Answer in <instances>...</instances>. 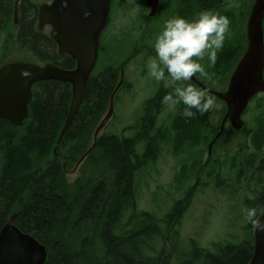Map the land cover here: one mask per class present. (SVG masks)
Returning a JSON list of instances; mask_svg holds the SVG:
<instances>
[{"label": "trees", "instance_id": "trees-1", "mask_svg": "<svg viewBox=\"0 0 264 264\" xmlns=\"http://www.w3.org/2000/svg\"><path fill=\"white\" fill-rule=\"evenodd\" d=\"M14 1L0 0V36L4 34L3 39L0 37L2 64L19 52L40 63L51 62L73 69L75 61L59 55L50 34L38 29L40 2L20 0L15 25ZM174 1L178 7L174 9L175 15L188 20L211 10L213 4L215 11L224 4V0ZM253 1L247 0L248 10ZM11 26L15 27L14 31ZM229 55L225 50L218 54L222 57H219V69ZM127 59L118 67L110 65L92 72L80 108L58 146L56 142L71 99L68 83H36L28 118L20 126L0 120V229L15 215L16 226L46 247L44 264H170L171 254L165 252V241L173 232L170 227L178 223L189 206L194 187L174 201L161 220L138 209L134 190L137 171L155 161L161 142L170 143L175 155L196 150L197 156L190 157V166L181 165L176 177L178 183L196 175L200 179L204 176L209 178L206 180L213 179L214 187L222 188V193L236 185L253 194L252 200H245V205L264 209V119L261 117L255 119L250 134L245 127L242 131L224 130L213 143L207 159L205 152L222 118L215 121V130L210 129L212 108L204 114L197 113L194 118H185L180 115L184 105L179 104L168 117V125L154 129L156 118L165 106L162 97L170 93L160 87L144 102V114L133 136L102 133L94 140V132L108 111L110 97ZM214 98L225 106L219 98ZM221 111L224 114L225 107ZM229 132L243 135L235 145L237 148L225 147L213 159L217 144ZM140 142H144V148L138 153ZM74 167L78 176L68 181L65 169ZM224 172L233 175L235 184H229ZM161 224L165 225L163 230ZM213 248L212 252L192 241L190 250L178 264H248L254 254L252 224H246L245 236L237 243Z\"/></svg>", "mask_w": 264, "mask_h": 264}, {"label": "rangeland", "instance_id": "rangeland-1", "mask_svg": "<svg viewBox=\"0 0 264 264\" xmlns=\"http://www.w3.org/2000/svg\"><path fill=\"white\" fill-rule=\"evenodd\" d=\"M33 1H39L40 3L49 2V0ZM168 1H170L169 4H171L173 8H170V5L167 4L158 16L148 20L146 18L148 11L146 9L147 6L144 5V0H112L108 24L100 38L99 54L94 70L110 65L118 67L127 58L128 62L123 67L122 84L114 95L112 115L99 134L113 133L125 137L133 136L137 131V129L134 128L140 124L144 114V102L150 99L160 87L174 92V88L181 83L173 82L171 78L168 77V74H165V80L160 82L155 81L149 74V69L147 67L149 59L155 58V56L145 51V49H141L140 51L142 52L133 57V52L139 45L146 43L147 46L149 45L152 47L155 36L162 30L164 22L175 16V10L178 9L177 3L174 0ZM226 1L227 3L225 6L213 12L228 17L230 21L229 26L235 30L237 25L241 26L243 24L247 6L244 8H236L234 5H237L239 0ZM133 8L136 10L135 17L130 13V9ZM234 13L236 17L233 15ZM231 16H233V18H230ZM196 17L197 16L193 19ZM147 21L152 22L148 23ZM147 23L148 27L146 26ZM11 30L14 31L15 27L11 26ZM44 30L49 33L50 28L45 27ZM230 36L231 34L225 33L223 50H225L228 45H233L232 43H226ZM0 37L3 39L4 34ZM219 51L217 53L216 62L220 63L219 57L221 56H218ZM8 59L7 61H26L41 64L37 59L19 52H15L13 55L9 56ZM198 62L204 66L207 76H201L197 73L195 77L203 83L206 82L205 84L209 82L211 87L214 88L213 90H220L223 86L222 82L218 83L222 84L220 86L212 85L215 82V76L213 65L208 63L207 56L205 55V57ZM1 65L2 62L0 61V66ZM208 77H210V80L212 77L213 79L210 81ZM224 107L222 103L215 101L212 107L210 129L211 127L214 128L216 120H220L224 116L221 111ZM263 110L264 102L252 100V102L249 103L247 111L243 115L245 131L249 134L251 132L250 129H252L256 123L255 119L257 117L264 119ZM173 111L174 106H163L156 118L154 129L162 125H168V117ZM128 127L133 128L127 129ZM224 130L226 132L229 129L227 127L224 128ZM217 132L218 131H216V133ZM240 133L241 132L226 133V135L220 139L219 145L217 144L216 154L213 155V159L219 154H222V150L225 147H230L235 150L237 148L235 145H237L238 141L243 137ZM143 148L144 142H140L137 146V152L141 153ZM159 150L158 157L155 161L136 173L134 190L138 209L148 211L157 219L161 220L168 213L174 201L181 199L185 191L194 187L192 200L189 206L184 211L178 223L170 227L171 231H173L172 233L175 231L176 234L171 233L168 240L165 241L167 244L165 252L169 253V255L171 254L170 264H178L184 258L183 256L190 250L192 241H195L202 248L213 252L214 245L223 246L227 243H237L244 238L247 222L244 220L243 210L248 207L244 202L246 199L252 200L253 194L236 185L234 189L232 188L229 189L227 193H222V190H220L222 188L218 189L216 186L214 187V183L212 182L213 179L210 178V180H206L209 178L205 176V178L202 177L200 179L194 175L188 180L178 183L176 177L179 174L181 165L186 164L190 166V157L197 156L196 150L185 151L184 153L175 155L172 151L171 144L163 142L159 143ZM191 153L192 155H190ZM205 153L204 158L208 159L210 155L207 151ZM65 171L68 181H72L78 176L77 167L65 169ZM223 177L228 180L229 184L234 183L233 175L229 176L227 172H224ZM161 227L163 230L165 225L161 224Z\"/></svg>", "mask_w": 264, "mask_h": 264}, {"label": "water", "instance_id": "water-1", "mask_svg": "<svg viewBox=\"0 0 264 264\" xmlns=\"http://www.w3.org/2000/svg\"><path fill=\"white\" fill-rule=\"evenodd\" d=\"M18 2L15 1L14 22H17ZM112 0H53L38 7V29L50 26V35L57 45L60 55H68L76 65L73 69H63L53 63L44 65L26 61H9L0 66V120L19 126L28 116V105L32 99V86L38 82L58 81L71 86V99L67 117L59 133L58 146L82 102L87 81L95 68L100 38L107 27ZM151 8L149 16H154L159 0H146ZM264 0H254L247 21V50L230 77L224 92L208 90L194 76L191 81L202 90L208 91L227 106L218 132L208 145L210 155L213 143L218 139L227 119L234 130H240L244 122L241 118L251 98L264 91V43L262 19ZM123 72L116 89L110 97L109 108L94 132V140L105 126L113 112L115 92L123 81ZM90 149L81 157L79 163ZM12 216L0 229V264H44L46 247L29 233L21 231ZM264 220V216L261 217ZM254 254L248 264H264V232L253 228Z\"/></svg>", "mask_w": 264, "mask_h": 264}, {"label": "clouds", "instance_id": "clouds-1", "mask_svg": "<svg viewBox=\"0 0 264 264\" xmlns=\"http://www.w3.org/2000/svg\"><path fill=\"white\" fill-rule=\"evenodd\" d=\"M135 9L130 13L135 17ZM230 21L211 10H204L193 20L175 15L164 22L162 30L156 34L152 47L155 58H150L147 67L149 74L160 82L165 80V72L173 82H181L174 92L165 94L161 102L169 107L183 104L180 112L185 118L204 114L215 104V98L195 87L192 80L199 73L207 76L204 66L199 63L205 55L208 63L215 65L217 53L224 44L225 33ZM198 58V59H194ZM193 109L195 111H193ZM244 220L260 232H264V209L252 206L243 210Z\"/></svg>", "mask_w": 264, "mask_h": 264}, {"label": "flooded vegetation", "instance_id": "flooded-vegetation-1", "mask_svg": "<svg viewBox=\"0 0 264 264\" xmlns=\"http://www.w3.org/2000/svg\"><path fill=\"white\" fill-rule=\"evenodd\" d=\"M53 0H49V2L51 3ZM224 4L222 6H225L227 1L224 0L223 1ZM246 2L247 0H239L238 4L237 5H234L236 8L237 7H242L244 8L246 5ZM253 3V2H252ZM169 4V1L168 0H160L159 2V7H158V10L156 12V14L154 16H149V13H150V7L146 5V2L144 0V5H146V9H147V15H146V18L148 20L150 19H154L156 16H158L160 13H161V10L167 5ZM170 5V8H173ZM214 5L210 6L209 8L214 11ZM252 6V5H251ZM216 8V7H215ZM250 10H251V7L250 9L248 10V7H247V12H246V16H245V19H244V22L241 26L237 25V27L235 28V30H233V28L231 26H229V29L227 31V33L231 36L227 39L226 43H232L233 45H228L227 48L225 49V51H227V53L229 52L230 55L226 57V61L224 62L223 60V66L219 69L218 67V64L219 62H216L215 65H213V72H214V76H215V82L214 86H220L222 84H218L220 82L223 83V86L220 88V90H214V91H219V92H224L227 90L228 88V84L230 82V77L231 75L233 74L234 70L236 69L239 61L241 60V58L243 57V55L245 54L246 50H247V36H246V27H247V21H248V16H249V13H250ZM170 11L172 12V10L170 9ZM241 11V10H239ZM237 11V12H239ZM232 12V11H231ZM235 12V13H237ZM233 14L235 17H236V14ZM167 17H168V14H167ZM228 18V17H227ZM230 18H233V16H231ZM148 23H151L152 21H147ZM148 23H147V27H148ZM50 28V27H49ZM159 30V29H158ZM262 31H263V43H264V17L262 19ZM233 33V34H232ZM141 49H145V51H147L148 53L152 54L153 56H155V51L153 49V47H150L149 45L147 46L146 43L144 44H141L139 45L135 51L133 52V57L137 56L139 53H141L142 51H140ZM223 50V49H222ZM220 50L219 53L222 51ZM223 53V52H222ZM222 64V63H221ZM220 70V71H219ZM165 74H167V72H165ZM262 75H263V80H264V67H263V72H262ZM209 80H210V77H208ZM213 79V77H212ZM211 79V80H212ZM210 80V81H211ZM201 82V81H200ZM203 83V82H202ZM206 83V82H205ZM203 83V85L206 86V88L208 90H213L214 88L211 87V84H209V82H207V84ZM199 89L200 87L197 86ZM201 90V89H200ZM202 91H205V90H202ZM207 94H210V95H213L212 93L208 92V91H205ZM215 97V95H213ZM33 98V97H32ZM255 101V100H259V101H262L264 102V91L262 92H259L257 94H255L250 102ZM32 101V100H31ZM249 102V103H250ZM248 103V105H249ZM30 104L31 102L29 103V109H28V116H29V113H30ZM226 105V104H225ZM248 105H247V108H248ZM247 108L245 110V112L247 111ZM226 111H227V106H226V110L224 112V116L226 114ZM264 111V110H263ZM244 115V114H243ZM223 116V117H224ZM222 117V118H223ZM231 123H230V120L227 119L226 122H225V128H231ZM244 128V127H243ZM242 128V129H243ZM232 129V128H231ZM242 129L240 131H242ZM13 216V215H12ZM16 216H14L13 220L15 219Z\"/></svg>", "mask_w": 264, "mask_h": 264}]
</instances>
